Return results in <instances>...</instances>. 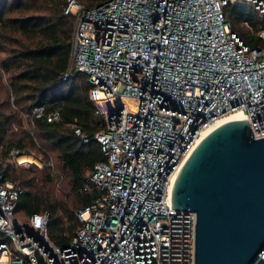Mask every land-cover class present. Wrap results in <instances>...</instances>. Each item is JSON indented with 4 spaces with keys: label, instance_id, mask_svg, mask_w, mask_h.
<instances>
[{
    "label": "built area",
    "instance_id": "2783aa9c",
    "mask_svg": "<svg viewBox=\"0 0 264 264\" xmlns=\"http://www.w3.org/2000/svg\"><path fill=\"white\" fill-rule=\"evenodd\" d=\"M230 3L264 14V0L65 1L73 25L62 78L86 74L104 159L88 172L82 189L92 199L76 210L79 225L63 246L48 237V212L17 216L21 188L0 172V260L194 264L195 212L170 207L178 169L224 114L241 113L253 137L264 136V43L250 46L231 29ZM255 34L264 41V24ZM31 113L60 120L58 109Z\"/></svg>",
    "mask_w": 264,
    "mask_h": 264
},
{
    "label": "trees",
    "instance_id": "16d2710c",
    "mask_svg": "<svg viewBox=\"0 0 264 264\" xmlns=\"http://www.w3.org/2000/svg\"><path fill=\"white\" fill-rule=\"evenodd\" d=\"M65 1L0 0V52L5 54L0 73L6 84V99L0 103V172L21 188L15 213L48 212V237L60 246L69 242L79 225L76 210L92 199L82 189L89 170L104 159L94 137L102 128V117L95 113L86 74L75 72L62 78L73 25L72 15L63 13ZM78 1L92 6L101 0ZM224 15L247 44L264 43L255 34L264 24V14L244 3H230ZM39 106L45 114L58 109L60 120L35 118L31 111ZM15 124L19 128L13 130ZM75 127L87 135L86 142L74 132ZM12 149L38 157L42 166H13L7 161ZM63 178L68 190L59 197L54 181Z\"/></svg>",
    "mask_w": 264,
    "mask_h": 264
},
{
    "label": "water",
    "instance_id": "95a60500",
    "mask_svg": "<svg viewBox=\"0 0 264 264\" xmlns=\"http://www.w3.org/2000/svg\"><path fill=\"white\" fill-rule=\"evenodd\" d=\"M170 207L194 211V264H264V136L247 118L205 134L178 169Z\"/></svg>",
    "mask_w": 264,
    "mask_h": 264
},
{
    "label": "rangeland",
    "instance_id": "374dc122",
    "mask_svg": "<svg viewBox=\"0 0 264 264\" xmlns=\"http://www.w3.org/2000/svg\"><path fill=\"white\" fill-rule=\"evenodd\" d=\"M14 15H17V14H21V13H18V12H14L13 13ZM244 30H247V28L245 27H242ZM5 56V54L3 52H0V59H2L3 57ZM5 99H6V84H5V76L0 73V103H4L5 102ZM25 126V125H24ZM14 127V128H13ZM13 130H15L16 128L18 129L19 126H17L16 124L13 126ZM32 155V154H31ZM34 156V155H32ZM35 157V156H34ZM40 162L41 160L36 157ZM7 161L9 163H11L13 166H16L13 162L12 159L8 160ZM32 164H35V163H32ZM32 164H29V165H26V166H22V167H27V168H32L31 165ZM36 165V164H35ZM21 167H14V170L18 171ZM54 184L57 185L56 187H54L55 191H56V194L60 197L62 193L66 194L67 193V190H68V183H67V179L63 178L61 179L59 182L55 183L54 181ZM70 201V200H68ZM17 216L21 219H24V214L22 212H19L17 213Z\"/></svg>",
    "mask_w": 264,
    "mask_h": 264
},
{
    "label": "bare ground",
    "instance_id": "6f19581e",
    "mask_svg": "<svg viewBox=\"0 0 264 264\" xmlns=\"http://www.w3.org/2000/svg\"><path fill=\"white\" fill-rule=\"evenodd\" d=\"M242 115L239 112H230L227 114L222 115L215 123H213L211 126H209L208 128H206L203 132L202 135L204 136L205 134H207L211 129H213L214 127H216L217 125H219L220 123L226 121V120H230V119H235V118H241ZM16 159L18 162H36L38 164H40L41 162L34 156L32 155H23V154H18L16 156ZM4 258H1L0 260V264H5L3 262Z\"/></svg>",
    "mask_w": 264,
    "mask_h": 264
}]
</instances>
